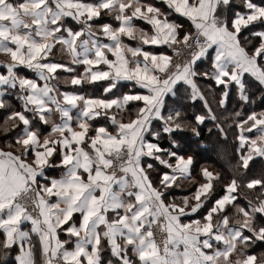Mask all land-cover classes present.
Returning a JSON list of instances; mask_svg holds the SVG:
<instances>
[{
  "label": "snow or ice",
  "instance_id": "1",
  "mask_svg": "<svg viewBox=\"0 0 264 264\" xmlns=\"http://www.w3.org/2000/svg\"><path fill=\"white\" fill-rule=\"evenodd\" d=\"M0 54V264H264V0H0Z\"/></svg>",
  "mask_w": 264,
  "mask_h": 264
},
{
  "label": "trees",
  "instance_id": "2",
  "mask_svg": "<svg viewBox=\"0 0 264 264\" xmlns=\"http://www.w3.org/2000/svg\"><path fill=\"white\" fill-rule=\"evenodd\" d=\"M233 107L232 102H229L228 105V110H231ZM185 138H187V134H185ZM201 140L205 141V143L208 145L207 148L205 149H200V155L202 157V163H205L211 168V170L214 171H227L222 163L217 160L216 156H215V139L214 138H210L207 135H202ZM184 149L186 150H193L196 149L197 145L195 143H185L183 145ZM253 167L255 169H259L262 166H264V158H260V157H255L254 161L252 162ZM257 251V250H256ZM259 252V251H258Z\"/></svg>",
  "mask_w": 264,
  "mask_h": 264
},
{
  "label": "crops",
  "instance_id": "3",
  "mask_svg": "<svg viewBox=\"0 0 264 264\" xmlns=\"http://www.w3.org/2000/svg\"><path fill=\"white\" fill-rule=\"evenodd\" d=\"M3 58V55L2 54H0V59H2ZM186 150V149H185ZM178 195H181V194H183L182 192H178L177 193Z\"/></svg>",
  "mask_w": 264,
  "mask_h": 264
},
{
  "label": "rangeland",
  "instance_id": "4",
  "mask_svg": "<svg viewBox=\"0 0 264 264\" xmlns=\"http://www.w3.org/2000/svg\"><path fill=\"white\" fill-rule=\"evenodd\" d=\"M256 250H257V252H258V251H260V249H259V248H258V249H256Z\"/></svg>",
  "mask_w": 264,
  "mask_h": 264
}]
</instances>
